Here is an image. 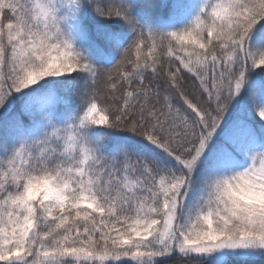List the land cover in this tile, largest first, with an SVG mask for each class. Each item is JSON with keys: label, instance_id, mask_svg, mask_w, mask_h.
I'll return each mask as SVG.
<instances>
[{"label": "snow or ice", "instance_id": "snow-or-ice-1", "mask_svg": "<svg viewBox=\"0 0 264 264\" xmlns=\"http://www.w3.org/2000/svg\"><path fill=\"white\" fill-rule=\"evenodd\" d=\"M0 264H264V0H0Z\"/></svg>", "mask_w": 264, "mask_h": 264}]
</instances>
